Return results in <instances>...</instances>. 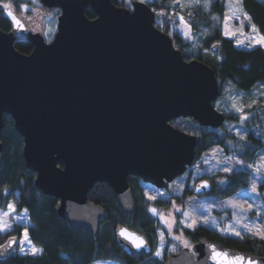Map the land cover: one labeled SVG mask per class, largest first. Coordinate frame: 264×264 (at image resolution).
Listing matches in <instances>:
<instances>
[{
	"label": "water",
	"instance_id": "1",
	"mask_svg": "<svg viewBox=\"0 0 264 264\" xmlns=\"http://www.w3.org/2000/svg\"><path fill=\"white\" fill-rule=\"evenodd\" d=\"M39 1L46 9L60 8L49 41L10 5L0 4L11 23L10 30L0 29V130L8 113L23 137L24 168L35 172V187L58 199L54 211L70 226L96 234L106 211L89 200V189L106 182L122 210L131 212L129 174L156 187L182 174L194 162L198 138L170 120L189 116L199 125H221L225 114L213 105L218 81L207 63L183 57L171 35L155 26V11L146 2L132 0L127 7L112 0ZM88 8L94 17L85 14ZM16 31L32 44L29 53L14 47ZM210 188L202 179L193 193ZM114 233L132 256L152 253L139 231L119 222ZM13 237L17 240L10 236L0 244V256L16 246H8ZM129 237L142 238L144 245L135 247ZM213 248L228 257L214 259ZM250 261L264 264V255L199 237L169 253L162 264Z\"/></svg>",
	"mask_w": 264,
	"mask_h": 264
},
{
	"label": "trees",
	"instance_id": "2",
	"mask_svg": "<svg viewBox=\"0 0 264 264\" xmlns=\"http://www.w3.org/2000/svg\"><path fill=\"white\" fill-rule=\"evenodd\" d=\"M117 5L126 6L129 0H112ZM171 0H150L147 3L155 9L154 22L161 12H169ZM224 0H211L209 8L200 5H190L179 9L191 24L194 30L207 26L208 31L202 35L198 43L190 48H182L183 43L174 33L172 41L175 47L180 48L184 58L196 57L212 67L217 77L219 96L229 88L249 92L257 84H264V48L254 46L243 48L234 45L233 39L224 36L219 24H213V13L219 17L224 14ZM27 0H0V4L10 5L17 13L21 5ZM241 8L245 11L258 31L264 35V0H241ZM29 12V9L25 10ZM85 14L92 18L95 12L85 9ZM163 31L167 32V19L163 18ZM158 27V26H157ZM0 29L10 30L11 23L4 16L0 7ZM217 43V49L211 47ZM14 47L22 52L29 53L32 44L23 36L16 35ZM246 111L254 110L257 121L245 124L246 132L238 136L228 130L223 124L221 127L199 125L189 116H178L170 122L187 132L197 136V155L213 146H220L226 152L233 151L245 163L253 161L255 150H264V103L253 102L246 105ZM225 119L234 117L231 112H225ZM3 125L0 130L1 161H0V209H4L9 201H13L16 210L24 209L27 212L30 224L16 223L8 231L0 232V244L7 239V234L19 236L26 228L30 241L40 247V251L33 253H19L13 248L5 256H0V264H92L96 260H113L120 264H162L170 253L165 251L163 256H132L117 239L114 233L116 223H123L143 234L146 240L155 247L157 244V216L152 213L150 206L157 208L167 205L165 197L148 199L145 195L144 182L136 175L127 176L130 185L133 209L124 212L116 200L112 188L104 181H97L88 191L90 201L101 205L106 211V217L99 223L96 234L83 227H72L68 221L56 215L54 207L58 199L53 195L42 194L34 185V171H26L23 160V137L16 130L13 118L3 113ZM260 132L258 133V131ZM258 134V135H255ZM231 139L232 147L227 143ZM62 165L61 160L57 161ZM250 170L236 169L222 175L226 182L217 187L215 194L225 197L246 187L250 181ZM264 187V183L258 185ZM194 194L192 188L184 186L179 197ZM190 240L206 237L221 247H229L258 255H264V239L261 236L244 234L236 236L222 234L214 228L197 224L193 228H184Z\"/></svg>",
	"mask_w": 264,
	"mask_h": 264
},
{
	"label": "rangeland",
	"instance_id": "3",
	"mask_svg": "<svg viewBox=\"0 0 264 264\" xmlns=\"http://www.w3.org/2000/svg\"><path fill=\"white\" fill-rule=\"evenodd\" d=\"M21 5L22 10L18 13L23 18L25 23L33 30L39 31L46 41H49L55 31L57 16L59 14L58 6L46 9L43 7L39 0H27ZM150 0H144L148 2ZM211 0H171V8L169 12L162 11L161 17L154 22L155 26L159 29L164 28L163 18L167 19V33L172 35L176 33L180 40L185 43L182 48L190 49L194 47L200 37L208 31L207 26H201L198 30H194L191 24L186 20V16L179 10L190 5H200L205 9L209 8ZM241 0H224V14L219 17L216 13H213V24H219L221 32L224 36L233 39L234 45L243 48H251L254 46H261L264 48V44L256 43L255 38L264 37L257 27L251 22L248 14L241 8ZM130 4L126 5L131 7L132 0H129ZM207 4V7H205ZM26 6V7H22ZM153 8V7H152ZM29 9V12L25 10ZM154 9V8H153ZM155 11V9H154ZM245 15L248 19H245ZM183 18V19H181ZM227 25V27H226ZM253 25L256 31H252ZM229 32V35H225V32ZM235 33V35H231ZM16 35L22 36L19 31L15 32ZM237 41H243V44L238 45ZM253 102L264 103V84L260 83L254 86L249 92L242 90L229 88V90L222 96L216 97L213 101V105L221 111L231 112L234 114L233 118L225 119L224 122L218 126L221 127L225 124L228 130H232L238 136H243L246 132L245 124L249 120V113L246 111V105H250ZM237 109H241L238 111ZM247 117L243 119L242 117ZM264 131V129H263ZM264 142V138L262 139ZM227 143L232 147L233 142L231 139L227 140ZM264 150L258 149L255 152L253 161L245 163L241 160L233 151L226 152L220 146H213L209 150L198 154L197 159L195 157L191 166H188L189 171L182 173L171 181L167 187H155L149 183H144L145 195L149 197H165L167 205L164 207L150 206L151 209H156L154 213L157 218V244L153 252V256L161 258L163 256L164 248L167 252H174L183 245L190 246L191 240L185 234L184 228H193L197 224L208 225L222 234L235 235L231 229H235L244 234H251L259 232L264 233V187L260 188L258 185L264 183ZM247 168L250 170L249 184L238 190L237 192L225 197H218L217 195H197L189 194L179 197L180 192L184 186L193 187V180L203 173L212 174L217 171L226 173L231 170ZM186 170V169H185ZM219 185V184H218ZM255 185V190L253 186ZM162 194V195H161ZM152 200V199H151ZM14 206V211L8 209V205ZM251 205V208H249ZM179 209V211H177ZM4 213H9L4 215ZM205 221H207L205 223ZM193 222H195L193 224ZM16 223L22 225L30 224L27 212L22 210H16L13 201L7 203L6 208L0 209V229H3L5 225L9 226L7 230H0L4 233L11 229ZM188 224H193V227H188ZM247 225L252 232L247 231L243 226ZM26 228L21 230L19 236L11 233L7 234V238L10 236L17 237V244L14 247L19 253H33L32 249L40 251V247L34 245L29 237L28 240L21 245L20 241L23 238V234ZM260 236L259 234H256ZM21 246L24 251L21 252ZM38 251V252H39ZM160 252L157 256L156 253ZM92 264H120L113 260H96Z\"/></svg>",
	"mask_w": 264,
	"mask_h": 264
},
{
	"label": "snow or ice",
	"instance_id": "4",
	"mask_svg": "<svg viewBox=\"0 0 264 264\" xmlns=\"http://www.w3.org/2000/svg\"><path fill=\"white\" fill-rule=\"evenodd\" d=\"M141 2H144V0H141ZM197 2H198V0H197ZM3 7H4L5 9H7V8H9V5H8V4H4ZM22 7H26V6H22ZM205 7H207V4H205ZM7 14H8L10 17H12V19L16 22V24H17L18 27H22V25L20 24V21H19L14 15H13V13H12L11 11H8ZM244 18H245V19H248V17H247L246 15H245ZM181 19H183V18H181ZM226 27H227V25H226ZM252 31H253V32L256 31L254 25H253V27H252ZM229 34H230L229 32H227V31L225 32V35H229ZM231 35H235V33H231ZM253 39H255V40H256V43H258V44H264V37H261V38H255V37H253ZM237 43H238V45H241V44H243V41H237ZM237 110H238V111H241V109H237ZM242 118H243V119H247V117H242ZM262 159H264V157H262ZM203 186L206 187L207 185H203ZM253 190H255V185L253 186ZM161 195H162V194H161ZM149 199H155V197H149ZM249 208H251V205H249ZM8 209H9L10 211H14V206H13L12 204H9V205H8ZM151 211H153L154 213H156V209H151ZM177 211H179V209H177ZM8 214H9V213H4V215H8ZM206 222H207V221H205V223H206ZM194 223H195V222H193V224H194ZM193 224H188L187 226H188V227H193ZM8 227H9V226L5 225V226L3 227V229H0V230H7ZM243 227H244L247 231L252 232V229H249L247 225H244ZM231 231H232L236 236H241V233H240L239 231H236L235 229H231ZM125 233H126V230H122V231H121V234H122V235H124ZM256 234H259V235L261 236V238L264 239V233H259V232L253 233V235H256ZM129 238L132 239V243H133L134 246L137 247V248H141V247L144 245V241H143V239L140 238V237H135V238H131V237H129ZM27 240H28V234H27V230L25 229L24 234H23V238H22V240L20 241L21 245H23V243H24L25 241H27ZM16 242H17L16 238L13 237V238L11 239V242L9 243L8 246L11 247V245H12V244H15ZM20 250H21V252H23V251H24V248L21 246ZM38 251H39V250H37V249H32L33 254H36ZM156 255L159 256V255H160V252H157ZM218 257H225V258H227V257H228V253H226V252H217V251L213 248V258L216 259V258H218ZM231 259H232V260H235V261H243V260L245 259V257H243V256H234V257H231ZM249 264H255V262L250 261Z\"/></svg>",
	"mask_w": 264,
	"mask_h": 264
},
{
	"label": "flooded vegetation",
	"instance_id": "5",
	"mask_svg": "<svg viewBox=\"0 0 264 264\" xmlns=\"http://www.w3.org/2000/svg\"><path fill=\"white\" fill-rule=\"evenodd\" d=\"M58 10L60 11V8H58ZM224 112V114H225V111H223ZM248 113H249V120L246 122V124H248V123H254L255 121H257V116H256V114H255V112H254V110H252V109H250V110H248ZM226 115V114H225ZM244 117V116H243ZM245 129H246V127H245ZM260 132V130L258 131V133ZM255 135H258V134H255ZM258 150V148L255 150V152ZM203 152H205V151H202L201 153H203ZM235 153V152H234ZM197 159V158H196ZM242 160V159H241ZM241 169H246V170H249V169H247V168H241ZM187 171H189V168L187 167L186 168V170H185V172H187ZM185 172H183V173H185ZM228 172H230V171H228ZM227 173V172H226ZM250 173V172H249ZM223 174H225V173H223ZM180 175H182V174H180ZM179 176V175H178ZM178 176H176V177H178ZM175 177V178H176ZM175 178H173L172 180H170V181H168L167 183H166V185L163 187V188H165V187H167L168 186V184L171 182V181H173ZM202 179H207V180H209V182H210V185H211V188H210V190H208V191H203V192H200V193H197V195H216L215 194V191H216V189H217V187L218 186H220V185H223L225 182H226V178H225V176L224 175H222V173H221V171H217V172H215V173H212V174H208V173H203L202 175H199V176H197L196 178H194V180H193V187L195 186V184L198 182V181H200V180H202ZM144 183H149V182H144ZM150 185H153V184H151V183H149ZM219 184V185H218ZM153 186H155V185H153ZM156 187V186H155ZM193 187H191L192 188V191H193ZM194 194H196V193H194ZM142 234V233H141ZM192 242H191V244L195 241V240H191ZM149 243V242H148ZM150 244V243H149ZM190 244V245H191ZM151 245V244H150ZM124 246V245H123ZM152 246V245H151ZM181 248V247H180ZM179 248V249H180ZM127 249V248H126ZM178 249V250H179ZM154 250H155V247H152V253L151 254H149V255H143V256H150V255H152L153 254V252H154ZM178 250H176V251H178ZM176 251H174V252H176Z\"/></svg>",
	"mask_w": 264,
	"mask_h": 264
}]
</instances>
